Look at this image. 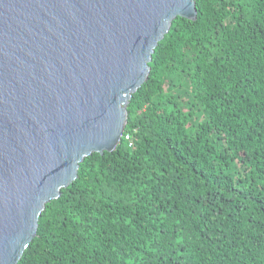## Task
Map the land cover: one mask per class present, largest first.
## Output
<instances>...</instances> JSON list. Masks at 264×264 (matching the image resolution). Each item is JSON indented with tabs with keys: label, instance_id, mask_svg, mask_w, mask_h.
I'll return each mask as SVG.
<instances>
[{
	"label": "trees",
	"instance_id": "obj_1",
	"mask_svg": "<svg viewBox=\"0 0 264 264\" xmlns=\"http://www.w3.org/2000/svg\"><path fill=\"white\" fill-rule=\"evenodd\" d=\"M18 264H264V0H196Z\"/></svg>",
	"mask_w": 264,
	"mask_h": 264
},
{
	"label": "water",
	"instance_id": "obj_2",
	"mask_svg": "<svg viewBox=\"0 0 264 264\" xmlns=\"http://www.w3.org/2000/svg\"><path fill=\"white\" fill-rule=\"evenodd\" d=\"M196 0H0V264L47 204L122 141L156 47Z\"/></svg>",
	"mask_w": 264,
	"mask_h": 264
}]
</instances>
